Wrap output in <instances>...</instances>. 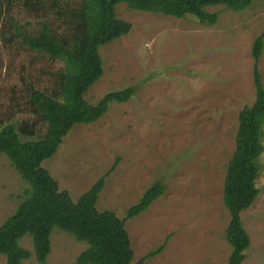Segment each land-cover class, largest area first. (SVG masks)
<instances>
[{
	"label": "rangeland",
	"instance_id": "rangeland-1",
	"mask_svg": "<svg viewBox=\"0 0 264 264\" xmlns=\"http://www.w3.org/2000/svg\"><path fill=\"white\" fill-rule=\"evenodd\" d=\"M23 2L0 0V120L10 117L17 124L33 121L29 88L49 90L64 64L24 46L11 18L28 34L38 33L48 19L59 32L66 30L54 14L31 12ZM209 11L219 16L212 27L192 17L118 5L119 19L131 23L132 31L100 48L104 74L85 98L96 104L129 87L136 94L127 103H112L97 123L76 125L42 164L75 202L106 177L97 207L121 219L156 181L165 184L160 199L126 221L134 263L166 242L164 251L144 264H227L232 253L224 181L236 149L239 113L256 98L252 50L264 31V0L239 13L224 6ZM259 67L264 84V49ZM262 139L264 146V133ZM258 164L260 194L241 213L251 239L243 264H264V153ZM27 187L0 154V225L15 213ZM51 241L46 264H75L88 247L59 229ZM20 245L33 251L30 236ZM0 264H7L5 256ZM23 264L40 263L34 256Z\"/></svg>",
	"mask_w": 264,
	"mask_h": 264
},
{
	"label": "trees",
	"instance_id": "trees-1",
	"mask_svg": "<svg viewBox=\"0 0 264 264\" xmlns=\"http://www.w3.org/2000/svg\"><path fill=\"white\" fill-rule=\"evenodd\" d=\"M29 11L54 14L66 26L64 32L54 28L52 20L42 22L41 30L28 34L11 18L12 26L29 50L64 64L53 74L49 90L31 86L27 106L33 121L21 124L0 120V154L5 155L27 184L15 213L0 225V256L7 264H23L35 259L46 264L52 252L51 236L55 229L86 243L75 264H144L162 253L167 242L134 263L126 221L145 213L166 191L156 181L131 206L126 219L113 211L97 207L105 187L101 178L76 202L68 191L42 167L59 150L64 138L76 125L100 121L112 103L123 104L136 94L133 87L106 94L98 103L85 96L104 74L100 48L128 36L132 24L119 19L117 6L126 4L131 11L177 19L194 18L202 26L218 23L217 13L209 8L224 6L236 13L252 7L254 0H24ZM264 49V31L255 40L252 54L256 98L252 106L239 113L236 149L227 166L223 200L230 213L226 240L232 247L227 264H243L251 239L244 228L241 213L252 207L260 194L256 181L260 175L258 161L264 153V84L259 62ZM45 129V131H44ZM26 236L33 241V251L20 245ZM169 238V237H168ZM168 241V240H167Z\"/></svg>",
	"mask_w": 264,
	"mask_h": 264
}]
</instances>
